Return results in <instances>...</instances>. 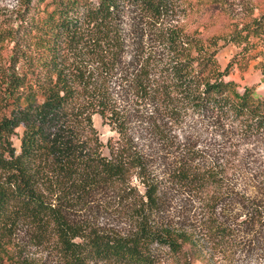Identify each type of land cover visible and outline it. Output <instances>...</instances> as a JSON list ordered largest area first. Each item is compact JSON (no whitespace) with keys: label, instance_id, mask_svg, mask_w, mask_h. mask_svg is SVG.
<instances>
[{"label":"trees","instance_id":"trees-1","mask_svg":"<svg viewBox=\"0 0 264 264\" xmlns=\"http://www.w3.org/2000/svg\"><path fill=\"white\" fill-rule=\"evenodd\" d=\"M182 1L0 9V264H217L252 248L264 261V197L229 181L225 157L200 159L184 144L157 156L138 144L188 141L174 131L197 123L264 133V94L225 79L254 44L264 75V11L204 38L179 23ZM220 40L240 47L222 68ZM94 114L113 132L104 143ZM166 186L199 203L189 226L164 215ZM95 198L127 228L76 218Z\"/></svg>","mask_w":264,"mask_h":264},{"label":"rangeland","instance_id":"rangeland-1","mask_svg":"<svg viewBox=\"0 0 264 264\" xmlns=\"http://www.w3.org/2000/svg\"><path fill=\"white\" fill-rule=\"evenodd\" d=\"M14 2L15 0H0V9H9L14 5ZM181 5L179 23L186 31H195L204 38L226 36L235 23L246 21L264 11V0H183ZM251 42L254 44V40ZM218 43L221 45L222 40ZM261 48L262 46L259 44L250 47L251 50L245 54V57L249 58L245 61L244 68L240 69L238 66H233L225 77V79L235 82L237 90L241 91L243 86H253L254 95L261 96L264 94V75L258 67L261 57L257 54ZM239 50L240 47L235 43L222 44L216 53L219 66L222 68ZM6 53V50L2 51L3 58ZM243 61L242 63H244ZM92 124L102 143L113 135V132L109 130L107 125L101 123V119L96 114L92 115ZM174 132L186 135L190 137V140L138 141V144L144 145L147 150H151L157 156L168 155L170 151L175 149L176 144H181V146L184 144L189 150L196 151L200 159L213 157L223 159L225 157V172L229 181H233L238 187L250 194L259 195L261 193V197H264V133L239 138L234 129H231L227 135L226 132L222 133L220 130L213 129L203 123H197L193 127H185L181 131L175 130ZM170 144L173 146L169 147ZM101 150L103 153L106 152L104 147ZM163 190L166 218L176 222L177 225L184 223V225L189 226L193 221L191 219L200 210V205L197 201L195 202L194 195L175 187L166 186ZM102 202V199L95 198L86 208L76 211L75 217L109 224L118 229L127 228L126 222H121L117 216L112 214L114 209H105V204L103 205ZM29 251L34 252V255L44 256L38 248L30 247ZM46 257L42 259L40 264L51 263L50 258ZM168 259L167 256L162 255L159 264H169ZM223 259L217 260V264H264L263 258H259L253 248L236 252L229 261ZM192 263L201 264L198 261ZM95 264L109 263L98 262Z\"/></svg>","mask_w":264,"mask_h":264}]
</instances>
